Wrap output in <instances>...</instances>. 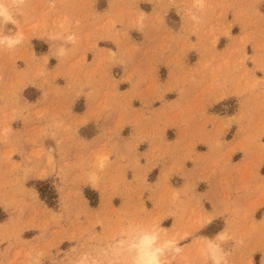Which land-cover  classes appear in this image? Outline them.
Returning <instances> with one entry per match:
<instances>
[{"label": "rangeland", "instance_id": "obj_1", "mask_svg": "<svg viewBox=\"0 0 264 264\" xmlns=\"http://www.w3.org/2000/svg\"><path fill=\"white\" fill-rule=\"evenodd\" d=\"M224 1L167 0L154 18L170 33H177L176 38H165L166 47L160 48L173 46L171 50L182 59V65L177 62L176 66L184 71L186 64L197 60V68L186 74V83L200 88L199 92L192 89L195 97L202 99L207 94L215 103L229 95L239 100L236 113L226 115L221 123L212 120L210 131L201 126L196 139L209 151L224 149L215 152L219 158L213 169L219 162L224 166L242 156L239 168L232 172L228 164L230 172L225 175L241 181L244 194L248 192L245 186L252 184L254 194L249 199L225 201L224 210L231 213L226 219L228 228L207 238L224 236L217 245L226 253V264H254L253 256L255 264H264V214L260 222L253 219L255 210L264 205V6L259 8L264 0H231L230 9H224ZM4 2L17 4L18 0ZM135 2L131 0L124 10L119 8L114 19L110 15L94 20L90 30L82 22L103 9L106 0H24V6L12 10L15 24L0 22V264H127L112 249L141 229L162 231L157 235L171 248L164 264H212L206 255V236L195 235L212 216L177 199L172 187L176 179L169 181L168 175H161L164 180L152 185L132 182L123 170L109 172L107 151L58 149L56 162L52 147H38L39 140L48 135L38 122L46 111L31 103L40 94L44 100L53 94L66 102L70 88L93 85L92 75L83 67L85 53L98 50L95 41L88 42L96 38L91 34L118 44L119 36L126 35L116 29L119 25L131 28L138 40L148 21L144 5L141 10ZM168 5L177 8L180 16ZM217 48L224 52L218 53ZM109 55L114 56L113 52ZM166 65L172 80L171 64ZM253 71L261 72V78ZM179 90L187 101L190 94ZM79 94L73 92L74 97ZM220 108L230 111L234 104ZM79 109L76 105L75 110ZM190 118L173 124L192 126ZM12 123L20 127L18 149L7 147L14 133ZM232 123L235 134L231 130L225 135ZM169 192L173 197H167ZM216 204L211 201L214 210ZM168 218H172L171 225ZM168 225V229L162 227ZM215 230L216 225L211 232ZM190 237L189 245L180 244Z\"/></svg>", "mask_w": 264, "mask_h": 264}, {"label": "crops", "instance_id": "obj_2", "mask_svg": "<svg viewBox=\"0 0 264 264\" xmlns=\"http://www.w3.org/2000/svg\"><path fill=\"white\" fill-rule=\"evenodd\" d=\"M119 1L106 0V6L95 10V16L87 18L82 25H86V29L90 30L91 24L98 18L112 15L114 19L119 8L124 10L131 0ZM231 2L225 0L224 9H230ZM122 3L124 5L120 7ZM163 3L167 6L168 2L167 0L160 3L158 0L135 2L139 9L141 4L144 5L146 10H141L148 21L145 33L138 40L133 38L131 28H119V25L116 29L126 35L119 36L121 42L118 44L111 38L91 34L96 38H89L88 42L90 44L95 41L98 50H89L85 53L86 63L83 67L88 75H92L90 81L94 80L93 85L86 84L80 87V90L78 87L70 88L68 94L66 93L68 96L66 102L53 94H49L44 100L40 94L39 98L31 103L35 108L46 111L38 122L40 126L47 128L48 135L39 140L38 147L46 150L52 147V156L56 162L59 158L58 149H87L96 153L107 151L109 172L123 170L127 179L132 182L139 180L152 185L164 180L161 175H168L169 181L176 179L177 184L172 187L177 199L182 200L183 205L189 208L195 207L197 210L201 208L212 216L209 223L199 228L195 235L212 238L228 228L226 219L231 217V213L224 210L225 201L232 203L239 198L249 199L253 196L254 190L252 184H247L245 187H248V192L244 194L241 191V186H244L241 181L237 178L229 179L225 175L230 172L228 164L232 172L239 168L242 156L233 158L224 166H221L223 162H219L213 169L212 164L219 158L217 153L224 149L209 151L196 137L201 126L206 132L210 131L213 128L212 120L221 123L225 121L226 115L236 113L239 100L229 95L215 103L207 94H202L204 96L202 99L195 97L193 90L199 92L200 88H195L193 86L195 83H186V74L197 68V60L186 64V70L183 71L175 64L179 62L182 65V59L171 50L173 46H170V49H160L166 47L163 46L167 42L165 38H176L173 36L177 35L176 31L170 33L165 24L158 23L154 18V15L163 9ZM263 6L264 1L259 8L263 9ZM172 8L175 7L172 5L168 9ZM228 14L229 20L231 12ZM118 47L122 49L121 52ZM216 51L222 53L224 48H217ZM109 52H113V58ZM120 57L124 60L123 63L119 62ZM51 58L50 56L49 59ZM167 63L171 64L172 80L169 79ZM247 63L246 67L252 68L253 65L249 66ZM57 65L58 62L52 68ZM253 73L256 78L262 76L259 71ZM65 86L59 85L61 88ZM179 88L187 90L184 94H190L189 98L186 97L187 101L182 99ZM76 90L81 91V94L74 97L73 92ZM229 102H233V110H221L220 106L223 107ZM76 105H80L78 111L75 110ZM66 107L67 113H63ZM182 117H191L192 126L185 127L179 123L180 125L175 127L173 123L180 121ZM82 121L84 122L81 123ZM74 123L78 125L67 130V127L73 126ZM12 130L14 133L9 137L7 147L18 149L19 125L14 126L12 123ZM231 130L235 134L236 124L232 123L224 134L227 135ZM70 136L76 137L71 139ZM177 138L179 141H176ZM171 171L175 173L170 174ZM170 194L172 193H167V197H173ZM210 200L218 203L215 210ZM263 214L264 205H261L253 213V219L260 222ZM168 220L171 221V225L172 218ZM170 225L162 227L168 229ZM214 225L217 230L211 232ZM201 231L207 233L200 234ZM191 239L190 237L180 244L187 246ZM252 259L255 264L254 256Z\"/></svg>", "mask_w": 264, "mask_h": 264}, {"label": "clouds", "instance_id": "obj_3", "mask_svg": "<svg viewBox=\"0 0 264 264\" xmlns=\"http://www.w3.org/2000/svg\"><path fill=\"white\" fill-rule=\"evenodd\" d=\"M22 6H24V0H18L17 4H6L4 0H0V17L3 18V22L15 24L12 10ZM9 31L11 30L9 29ZM157 233L162 234V231L156 229L150 233L143 229L134 230L126 240H122L115 245L112 252L124 256L127 264H164L163 258L171 248L161 246L163 241ZM203 239L208 240L206 255L212 260V264H226V253L214 244L212 239L207 237Z\"/></svg>", "mask_w": 264, "mask_h": 264}, {"label": "bare ground", "instance_id": "obj_4", "mask_svg": "<svg viewBox=\"0 0 264 264\" xmlns=\"http://www.w3.org/2000/svg\"><path fill=\"white\" fill-rule=\"evenodd\" d=\"M0 22L3 23V18L2 17H0ZM2 35H3V33L0 34V40H1ZM146 231H148V230H146ZM148 232L151 233L153 231H148ZM221 238L224 239V236L222 234H219L216 238L212 239V241H213L214 244L217 245L218 243L223 242V239H221ZM161 246L164 247V248H167V242H163ZM205 247L208 248V240H206V246Z\"/></svg>", "mask_w": 264, "mask_h": 264}]
</instances>
